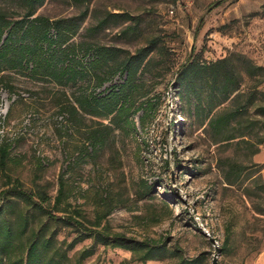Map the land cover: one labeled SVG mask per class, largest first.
<instances>
[{"label": "rangeland", "instance_id": "rangeland-1", "mask_svg": "<svg viewBox=\"0 0 264 264\" xmlns=\"http://www.w3.org/2000/svg\"><path fill=\"white\" fill-rule=\"evenodd\" d=\"M37 14L79 17V40L131 54L154 42L133 97L153 111L144 127L138 110L135 125L108 131L62 110L64 93L77 87L17 73L14 94L0 87V207L13 206L3 213L13 219L30 214L24 242L46 222L61 264H264V70H244L245 59L264 68V0H46ZM225 57L241 73L226 102L210 112L219 89L213 98L204 90L201 102L179 95L182 64ZM224 114L219 129L212 120ZM95 129L107 137L96 147ZM94 231L162 245L165 256L143 262L87 237Z\"/></svg>", "mask_w": 264, "mask_h": 264}, {"label": "trees", "instance_id": "trees-1", "mask_svg": "<svg viewBox=\"0 0 264 264\" xmlns=\"http://www.w3.org/2000/svg\"><path fill=\"white\" fill-rule=\"evenodd\" d=\"M0 1L4 4L13 3L21 9L19 14L11 15L6 7L0 6V87L14 94L12 78L16 73L49 80L65 89L77 87L70 95L65 92L66 100L59 102L71 120L88 115L100 120L96 122L103 128L114 131L126 128L128 124L135 125L133 114L143 110L139 121L145 126L147 117L153 111V104L147 102L135 107L133 97L138 90V76L149 62H146L147 57L156 48L154 42L131 54L118 47L79 40L77 37L82 24L79 17L51 18L37 14L46 0ZM103 25L100 24L101 27ZM244 70L256 75L264 68L245 59ZM118 73L126 76L122 84L112 83L105 90L96 91L106 82L112 81L113 75ZM240 77L241 73L232 58L225 57L212 62L189 60L182 64L176 81L181 97L195 94L199 102L204 90L208 89L211 92L209 96L213 98L219 89L222 95L217 103L207 105L213 112L240 90ZM88 82L94 85L92 90L85 87ZM258 112L264 115V106H260ZM229 118L226 114L219 115L212 123L220 129L229 122ZM90 138L96 147L106 143L107 137L100 129H95L90 132ZM263 140H259L258 144H262ZM8 154L7 149L2 150L1 164H5ZM26 199L29 205L37 208L34 201ZM12 207H0V264H61L57 257L61 254L54 247L55 237L45 234L49 229L47 223L43 222L37 230L33 227L31 236L24 242L23 238L31 225L30 214L20 211L16 219L4 216L3 213ZM89 236L105 245L130 250L143 262L160 260L166 252L162 245L124 237L113 240L102 232L94 231ZM84 253L85 256L89 255L88 251Z\"/></svg>", "mask_w": 264, "mask_h": 264}, {"label": "water", "instance_id": "water-1", "mask_svg": "<svg viewBox=\"0 0 264 264\" xmlns=\"http://www.w3.org/2000/svg\"><path fill=\"white\" fill-rule=\"evenodd\" d=\"M217 251H218V252L220 251V248H219V247H218ZM216 259H217V258L214 259L213 264H216Z\"/></svg>", "mask_w": 264, "mask_h": 264}]
</instances>
